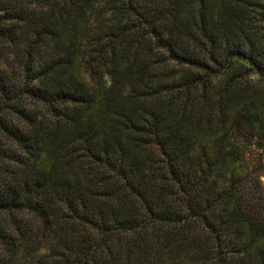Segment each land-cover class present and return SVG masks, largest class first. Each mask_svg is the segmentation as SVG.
Listing matches in <instances>:
<instances>
[{
  "label": "trees",
  "instance_id": "trees-1",
  "mask_svg": "<svg viewBox=\"0 0 264 264\" xmlns=\"http://www.w3.org/2000/svg\"><path fill=\"white\" fill-rule=\"evenodd\" d=\"M38 1L0 0V264H264V162L228 141L264 150V0Z\"/></svg>",
  "mask_w": 264,
  "mask_h": 264
},
{
  "label": "rangeland",
  "instance_id": "rangeland-1",
  "mask_svg": "<svg viewBox=\"0 0 264 264\" xmlns=\"http://www.w3.org/2000/svg\"><path fill=\"white\" fill-rule=\"evenodd\" d=\"M23 3L24 16L26 17H31L33 13H38L41 10L38 4V0H32V2H29V0H23ZM1 14L3 13L0 12V15ZM91 22H93V20ZM256 26L257 29H264V23H257ZM12 59L13 54H10L6 49L0 48V77L5 79V81L7 82V85H5V87H2L4 88V90L2 92L0 90V103L2 102V98L5 97V95L14 97L15 103H20L18 95V80L20 78V72L18 71V69H16V67L12 65ZM3 71H6L7 75L4 76L2 73ZM251 81L253 84L257 81L259 82V84H263L260 78L259 80L252 78ZM14 90L15 93L13 92ZM6 91H10V93H6ZM21 101L25 105H30L31 103V100L28 97H24ZM5 116L6 121H8L9 124L16 125L18 123L17 119L11 114H5ZM229 135L230 138L228 141L230 149H234L242 167L246 171H251L256 167H261L262 163L264 162V150L259 149V147L257 146L255 138L252 136V132L249 127L243 123L238 124V126H231V128L229 129ZM17 153L18 149L14 142L10 138L5 137L0 132V190L2 189L1 187L3 186V182L5 181L7 174L10 173V171H12L14 168L12 159ZM262 171H264V166L262 168ZM260 181L264 188V175L260 176ZM260 216L264 217V208L260 210ZM0 223L1 226L6 229V231L12 226L11 222L4 215L0 216ZM1 249L2 246L0 245V253ZM153 250L151 253H154ZM170 257V259L166 258L167 260L165 261V263L158 262L157 264H178L183 263L182 260L188 262L189 264H201L194 253H191L189 255L184 250L181 251V249L179 251L178 249L174 250L171 253ZM30 261V258H28L25 263L30 264Z\"/></svg>",
  "mask_w": 264,
  "mask_h": 264
}]
</instances>
